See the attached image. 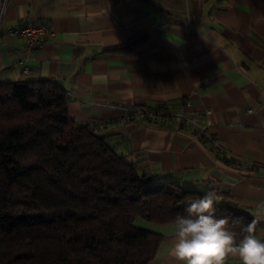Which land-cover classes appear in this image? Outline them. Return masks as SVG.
<instances>
[{
	"label": "crops",
	"instance_id": "0c3cea01",
	"mask_svg": "<svg viewBox=\"0 0 264 264\" xmlns=\"http://www.w3.org/2000/svg\"><path fill=\"white\" fill-rule=\"evenodd\" d=\"M29 23L51 30L31 56L10 32ZM26 81L58 82L71 116L105 122L142 172L264 215V0H0V85ZM135 110L200 117L223 150ZM136 224L163 235L148 264H176L174 223ZM255 234L264 240V220Z\"/></svg>",
	"mask_w": 264,
	"mask_h": 264
},
{
	"label": "trees",
	"instance_id": "16d2710c",
	"mask_svg": "<svg viewBox=\"0 0 264 264\" xmlns=\"http://www.w3.org/2000/svg\"><path fill=\"white\" fill-rule=\"evenodd\" d=\"M69 101L58 82L0 85V264H148L163 235L137 218L173 222L204 194L142 172L101 122H77ZM214 209L237 233L254 219L231 202Z\"/></svg>",
	"mask_w": 264,
	"mask_h": 264
},
{
	"label": "clouds",
	"instance_id": "9594fccd",
	"mask_svg": "<svg viewBox=\"0 0 264 264\" xmlns=\"http://www.w3.org/2000/svg\"><path fill=\"white\" fill-rule=\"evenodd\" d=\"M219 199L215 190L207 191L189 202L187 215H176L169 255L176 264H225L229 256L238 257L242 264H264V240L255 234L264 215L237 233L230 229L227 218L215 217L214 204ZM257 208L264 209V203Z\"/></svg>",
	"mask_w": 264,
	"mask_h": 264
},
{
	"label": "built area",
	"instance_id": "2783aa9c",
	"mask_svg": "<svg viewBox=\"0 0 264 264\" xmlns=\"http://www.w3.org/2000/svg\"><path fill=\"white\" fill-rule=\"evenodd\" d=\"M12 34L20 35L24 37L27 41V52L28 56H31L32 53L42 45L43 37L51 33L50 27L46 23L34 24L29 23L26 25L19 26L17 28L11 29ZM27 61H24L22 66V73L28 71ZM248 112L252 113L253 109H249ZM211 111H206V114H210ZM134 114H137L141 117H150L153 120H172L176 122H184V127L188 128L192 133L203 136L208 139L215 151L223 150L218 142H216L204 129L203 122L200 117L197 116H187L182 114H172V113H156V112H147L145 110H135ZM173 120V121H174ZM163 121V120H162ZM176 124V123H175ZM105 122H101L100 126H106Z\"/></svg>",
	"mask_w": 264,
	"mask_h": 264
}]
</instances>
